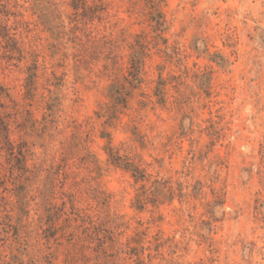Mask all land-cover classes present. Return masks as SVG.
Wrapping results in <instances>:
<instances>
[{
  "label": "rangeland",
  "instance_id": "rangeland-1",
  "mask_svg": "<svg viewBox=\"0 0 264 264\" xmlns=\"http://www.w3.org/2000/svg\"><path fill=\"white\" fill-rule=\"evenodd\" d=\"M0 85V264H264V0H0Z\"/></svg>",
  "mask_w": 264,
  "mask_h": 264
},
{
  "label": "trees",
  "instance_id": "trees-1",
  "mask_svg": "<svg viewBox=\"0 0 264 264\" xmlns=\"http://www.w3.org/2000/svg\"><path fill=\"white\" fill-rule=\"evenodd\" d=\"M136 65H140V63H139V62H138V63L136 62ZM139 71H141L140 66H137V72H139ZM138 74H139V73H138ZM3 94H4V89H3V87L0 85V97H1ZM2 127H3V124H2ZM4 131H7V132H8V129H7L6 126H4ZM8 134H9V132H8ZM6 141H7V143H8L9 145H11V142H10L8 136L6 137ZM117 160H118V159H117ZM117 164H120L119 161H117ZM123 168H125L126 170L132 172L133 176H134L136 179H138V178H142V176H143V175H140V174H141V173H140V170H139L137 167H134V166H132V165H123ZM139 175H140V177H139Z\"/></svg>",
  "mask_w": 264,
  "mask_h": 264
}]
</instances>
